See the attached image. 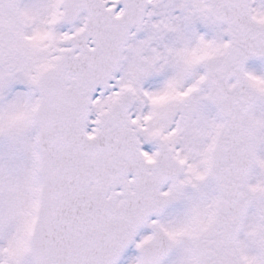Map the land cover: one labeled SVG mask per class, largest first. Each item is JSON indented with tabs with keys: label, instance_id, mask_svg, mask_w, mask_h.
I'll use <instances>...</instances> for the list:
<instances>
[{
	"label": "snow or ice",
	"instance_id": "6c2138e0",
	"mask_svg": "<svg viewBox=\"0 0 264 264\" xmlns=\"http://www.w3.org/2000/svg\"><path fill=\"white\" fill-rule=\"evenodd\" d=\"M0 264H264V0H0Z\"/></svg>",
	"mask_w": 264,
	"mask_h": 264
}]
</instances>
